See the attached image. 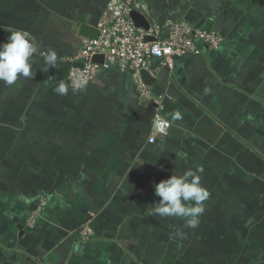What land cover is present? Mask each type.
<instances>
[{"label":"crops","instance_id":"obj_1","mask_svg":"<svg viewBox=\"0 0 264 264\" xmlns=\"http://www.w3.org/2000/svg\"><path fill=\"white\" fill-rule=\"evenodd\" d=\"M44 1L42 5H28L19 22L38 46L33 61L36 75L12 86L0 81V100L19 104L20 113L28 115L27 124L38 129L41 137L44 129L53 128L57 133L56 128L64 124L60 131L65 132V140L81 141L77 152L84 163L79 166L84 171L82 183L96 180L97 186L89 192L98 194L95 201L103 202L104 207L100 211L95 208L93 214L86 212L84 218L92 222L98 236L89 240L96 250L87 251L80 262L122 264L127 255L123 251L121 258L118 253V238L111 236L114 225L151 221L157 226L160 221L158 228L167 233L165 240L156 239L158 228L153 226L155 236L148 237V245L129 250L135 264H258L264 251V103L251 105L241 94L253 88L264 98V59L258 54L264 49V19L260 20L253 10L258 11V3L264 0H139V10L151 22L183 19L215 31L222 38L215 49L202 45L199 53L177 57L172 71L157 59L152 61L155 70L149 73L154 81L149 85L154 95L165 96L164 113L172 122L167 135L160 136L156 143H148L154 108L140 95L130 73L103 69L84 91L73 93L69 89L66 96L54 91L60 82L68 83V58L79 50L84 39L79 34L80 25L97 27L100 18L108 16L109 0ZM46 6L55 11L51 19V14L46 15ZM4 8L10 9L6 4ZM44 21L49 25L45 26ZM8 35L6 28L0 27V42H6ZM49 49L57 52V67L42 72V53ZM5 104L1 103L4 110L0 114L7 116L10 112ZM176 111L182 119L173 118ZM13 117L7 121L15 120ZM53 145L62 146L54 141ZM58 150L62 158L63 150ZM15 159L8 155L3 160ZM95 161L101 164L100 175L93 169ZM237 161L246 164L236 169ZM10 165L8 172L9 168L17 169L16 164ZM201 168L202 173L212 172L226 181L221 187L209 188L213 196L204 202L206 210L197 228H186L182 218L149 214L159 200L154 194L156 183L173 173ZM79 177L78 173L70 176ZM7 179L0 177V188L7 185ZM24 181L26 178L12 177L10 191L0 189V264L71 262L72 249L83 251L86 247H80L81 234L76 230L84 224L75 218L76 214L83 215L81 208L70 213V206H60L63 217L62 213L56 218L53 214L49 225L43 223V228L30 233L22 217L26 197L17 191ZM19 199V204H11ZM10 208L20 210L13 230L21 249L7 246L14 236L11 221L6 218ZM115 215L120 216V222H116ZM19 224L24 225L23 236H19ZM180 232L183 237L177 234ZM111 241L115 246L110 249Z\"/></svg>","mask_w":264,"mask_h":264},{"label":"rangeland","instance_id":"obj_2","mask_svg":"<svg viewBox=\"0 0 264 264\" xmlns=\"http://www.w3.org/2000/svg\"><path fill=\"white\" fill-rule=\"evenodd\" d=\"M44 0H0V27L1 28H16V29H22L24 30V27L19 24L22 17L24 18V11L28 5H42ZM53 2L52 0H46L47 3ZM8 5L10 9L4 10V5ZM259 10L256 11V8H253L254 13L261 19H264V1L259 2L258 6ZM46 15H49V19L53 18V14H55V11L53 9H49L46 6ZM103 19L100 18L99 22ZM243 21V20H242ZM45 22V21H44ZM49 23L45 22V26H48ZM263 34H264V29ZM7 38V37H6ZM6 40V39H5ZM264 50V49H262ZM260 50L258 54H262V58L264 59V51ZM260 58V57H258ZM242 89H244L242 87ZM250 91V92H249ZM246 101L250 102L251 105L256 106V104L262 105L264 102V98L259 96V94H256L255 90L252 88V90L246 89L244 94H241ZM3 100H0V111L4 110V107H2L1 103L5 104V102H2ZM7 108V111L10 113H7V116L4 114H0V158L5 159L6 156L11 155L12 157L16 158L15 162H6L2 161L1 164H16V170H11L9 168V172L3 171L1 173L0 168V177H8L7 179V185L4 184V187H1L2 191L4 192L7 190V192L11 189V179L12 177H22L26 178V181L23 182V186L18 187L17 191H19L21 194H23V197H26V205L25 208H23L22 214L23 219L25 220L26 225L32 227L33 222H31V217H34L36 222L35 225V231L39 228H43V223H47L49 225L50 220L54 217L55 218L60 216L61 207L60 206H70V213L75 210L81 208V213L83 215L76 214L75 218L76 221L79 220L81 223L82 221L84 224L76 229L77 233L80 234V232L85 228L89 227L91 229V233L88 237L81 236L80 241L81 245L80 247L85 244L86 247L84 250H79L78 247L72 249L70 248V251L72 249V261L66 264H83V261L80 262V257H83V259L87 256L86 253L89 250H96L95 247H92L89 243V240L92 238V236H95L94 228L92 225V222L90 220H86L88 213H94V209L96 208V211H100L101 208L104 207L103 202L99 203L95 201V198L98 199V194L89 192L92 187L97 186L94 184L96 182L95 179H90V181L86 182L85 185H83L84 178V171H80L79 166L83 163L80 162L79 157L81 153L77 152V150L81 147V141H66L65 140V132H61L60 128L64 125L62 124L59 129L56 128L57 133L53 131V128L46 130L44 129L42 137L40 136L41 132L38 129H30L28 125L23 122V120L26 119L27 114L26 113H20L19 111V104L16 103H10L5 104ZM264 105V104H263ZM14 109V111H13ZM25 110V109H24ZM3 113V112H2ZM15 114V117H13ZM16 118L13 121H7L8 118L12 119ZM20 117L23 119L21 121ZM9 119V120H10ZM29 119V118H27ZM26 124V125H25ZM255 134V132H254ZM43 137H45L43 139ZM54 138H59L60 141L54 140ZM256 138V135H255ZM53 141L56 144H61L62 146L58 148H62L63 152L62 155L64 158V161L61 157H59V152L61 150H58L56 146L53 145ZM57 142V143H56ZM231 141H227L229 143ZM222 151L223 148H221ZM254 152V150H253ZM96 152L94 151V154ZM254 156L255 153H253ZM24 156V158H22ZM39 156V157H38ZM30 157V158H29ZM34 157H37L38 160H31ZM62 160V162H61ZM255 162V160H254ZM93 169L95 173L101 174V168L100 163L95 161L92 163ZM246 162H235V168L238 169V166H245ZM84 165V163H83ZM11 166V165H10ZM20 167V168H19ZM249 167V164L247 165V168ZM20 169V170H19ZM97 171H96V170ZM212 169V168H211ZM56 171V172H54ZM93 171V173H94ZM78 173L81 175V177L74 179L70 178L73 174ZM201 176V183L204 187H206L208 190L209 188L212 189L214 186H222V184L226 181L224 178H220L216 174L208 173H198ZM238 180V179H235ZM13 186H17L15 183H12ZM211 191V190H209ZM6 192V191H5ZM213 196L212 193H210V198ZM6 200H8L6 198ZM32 200V202L37 203V207L33 210H29L28 204ZM87 201V202H86ZM20 199L18 201H11L12 205L19 204ZM92 204V206L86 205V203ZM1 203V202H0ZM31 203V202H30ZM87 206V208H85ZM89 207V208H88ZM54 209V211H52ZM122 208L119 209V211ZM117 212V211H115ZM49 215V216H48ZM20 216V210L19 209H11L9 211V216L6 215V218H9L12 224V230L15 229V222L16 219ZM96 216V213H95ZM60 217H63V213ZM65 217V216H64ZM120 216L115 215L116 222H120ZM81 218V219H79ZM86 220V221H85ZM78 222V223H80ZM160 223V221H159ZM157 223V226H155L151 221L146 222H128L124 225L121 224H115L113 227V231L111 233L112 238L117 237L118 240L116 241L117 244H120V247L118 246V253H120V256L122 258L123 251H125V255L130 257V259L125 256L124 259L121 260L122 264H135V262L132 260L131 255H133V252L131 253V248H134L136 250L142 249V246L148 245V237L155 236V234L152 231L153 226L155 228H158L160 225ZM165 225V224H164ZM164 229V228H163ZM162 229L160 232V229L158 228V235H156V239L164 241L167 233ZM32 233V231H29ZM74 232V231H73ZM160 232V233H159ZM13 239L8 241V247L10 249H21V242H19V238L17 236L16 231L13 230ZM101 234H99L100 237ZM161 235V236H159ZM96 236L97 233H96ZM95 236V237H96ZM111 237H106L107 240H110ZM111 238V239H112ZM125 240H120V239ZM65 240V239H63ZM0 242L3 243V240H0ZM31 242V241H30ZM96 242H98L96 240ZM108 245H110V249L115 246V242L111 241L108 242ZM122 246H125L126 249L123 250ZM79 247V248H80ZM133 250V249H132ZM80 251V252H79ZM71 253V252H70ZM117 259H121L119 256L116 257ZM140 262H143L142 259L139 260Z\"/></svg>","mask_w":264,"mask_h":264},{"label":"built area","instance_id":"obj_3","mask_svg":"<svg viewBox=\"0 0 264 264\" xmlns=\"http://www.w3.org/2000/svg\"><path fill=\"white\" fill-rule=\"evenodd\" d=\"M139 0H109L107 18L97 25L98 38L84 37L79 50L68 58L70 69L67 73L68 83L78 76L86 78L91 84L103 69L128 72L142 97H146L154 108V121L148 143H156L160 133L155 127L156 120L167 122V133L172 122L165 115V96L154 95L151 86L143 79L142 70L153 74L152 61L157 59L162 67H175V59L191 53H199L202 45L212 49L219 47L222 38L215 31L193 26L186 20L166 19L163 22H151L149 28L137 26L131 11L139 10ZM141 11V10H140ZM150 37V39H148ZM103 55V62L93 60L95 55ZM82 63V66H76ZM34 217H31V222ZM91 233L85 227L81 236Z\"/></svg>","mask_w":264,"mask_h":264},{"label":"clouds","instance_id":"obj_4","mask_svg":"<svg viewBox=\"0 0 264 264\" xmlns=\"http://www.w3.org/2000/svg\"><path fill=\"white\" fill-rule=\"evenodd\" d=\"M6 42H0V81L6 86H12L21 79H33L36 71L33 69L34 55L38 46L32 35L27 30L8 28ZM43 55L42 72L56 68L58 55L54 49H49ZM88 81L82 76L71 80L69 83L60 82L54 91L61 96H66L69 89L73 93L84 91ZM175 120L182 119L179 111L173 114ZM155 127L160 133L167 135V122L156 120ZM183 158L184 154H178ZM203 169L195 171L188 169L182 174H172L169 178L161 180L154 185V194L159 198L149 210L150 215L160 217H177L184 219L185 227L195 229L199 226L200 217L205 212V201L210 197V191L201 183ZM183 237L182 232L177 233Z\"/></svg>","mask_w":264,"mask_h":264},{"label":"water","instance_id":"obj_5","mask_svg":"<svg viewBox=\"0 0 264 264\" xmlns=\"http://www.w3.org/2000/svg\"><path fill=\"white\" fill-rule=\"evenodd\" d=\"M131 16L137 26L149 28L150 20L143 12H141L138 9H133L131 11ZM79 34L84 37L95 39V38H98L99 36V29L93 25L82 23L79 27ZM148 39H150V37ZM103 59H104V56L99 55V54L93 57L94 61L101 62V63L103 62ZM75 65L82 66V63H76ZM142 75L146 83L151 84L154 81V78L152 77V75L149 73L148 70H142ZM36 207H37L36 202H31L29 205V209L31 210L35 209ZM17 227L19 229V236H23L25 232L24 225L19 224ZM112 264H117V263H112ZM258 264H264V251L260 255Z\"/></svg>","mask_w":264,"mask_h":264},{"label":"trees","instance_id":"obj_6","mask_svg":"<svg viewBox=\"0 0 264 264\" xmlns=\"http://www.w3.org/2000/svg\"><path fill=\"white\" fill-rule=\"evenodd\" d=\"M70 64V63H69ZM69 69H70V67H69ZM68 69V70H69ZM67 73H68V71H67ZM67 73H66V79H67ZM28 116V115H27ZM20 119H21V121L23 120L21 117H20ZM28 119H27V117H26V119L25 120H23V122H25L26 124H27V121ZM25 124V125H26ZM28 125V124H27ZM28 127L30 128V129H35L34 127H32V126H30V125H28ZM2 161H5V160H3V158L2 159H0V162H2ZM0 168H1V173L3 172V171H6L5 169L7 168V164H1L0 163ZM29 210H31V209H29ZM36 222V220H35V218H34V222H33V226L32 227H30L29 226V229H31V231L33 232V231H35V225H34V223ZM27 227H28V225H26ZM24 230H25V228H24Z\"/></svg>","mask_w":264,"mask_h":264}]
</instances>
